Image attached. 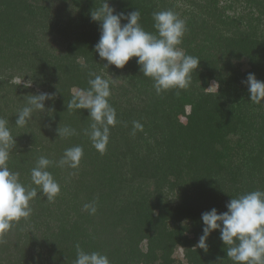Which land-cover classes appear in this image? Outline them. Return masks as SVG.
I'll use <instances>...</instances> for the list:
<instances>
[{
	"label": "trees",
	"instance_id": "16d2710c",
	"mask_svg": "<svg viewBox=\"0 0 264 264\" xmlns=\"http://www.w3.org/2000/svg\"><path fill=\"white\" fill-rule=\"evenodd\" d=\"M107 3L125 15L138 9L153 33L154 11L175 12L186 24L178 47L199 66L188 88L157 94L136 57L106 69L95 52L100 22L90 13L103 0H0V117L16 142L8 167L34 186L31 169L46 156L60 185L52 202L38 194L31 215L0 236V264H74L77 244L110 264H234L218 229L206 252L195 246L203 212L227 211L232 197L264 191V101L251 102L242 83L250 72L264 81V0ZM90 72L115 79L108 100L117 123L104 154L85 134L88 110L67 108L89 87ZM39 93L53 98L18 127L17 112ZM65 126L76 134L59 135ZM75 145L83 148L79 166H59Z\"/></svg>",
	"mask_w": 264,
	"mask_h": 264
},
{
	"label": "clouds",
	"instance_id": "9594fccd",
	"mask_svg": "<svg viewBox=\"0 0 264 264\" xmlns=\"http://www.w3.org/2000/svg\"><path fill=\"white\" fill-rule=\"evenodd\" d=\"M93 21H99L100 37L94 45L95 52L107 63L116 68H123L133 57L143 76L153 80L157 94L169 89H186L191 84V73L200 63V58L186 54L178 46L186 31L185 21L172 10L152 13L155 32L146 31L141 23L138 9L124 13H115L107 0L90 13ZM126 20V23H121ZM89 87L78 90L67 104L71 110L87 109L91 118L90 130L85 129L93 147L104 154L110 135V126H115L116 111L109 103L110 85L114 82L101 75L89 73ZM248 88L249 100L253 103L264 101V81L248 73L242 81ZM53 94L39 93L27 97L26 105L16 114L15 124L24 127L32 118L34 111H44L45 100ZM135 130H142L143 125L133 122ZM61 136L75 135L76 130L65 126L57 132ZM134 134V133H133ZM14 136L8 127V120L0 117V236L8 232L13 222L27 219L32 208L30 201L42 195L52 202L60 193V185L48 168L53 161L40 156L31 169L30 178L34 186H26L20 181V174L10 170L8 160L15 146ZM83 157V148L79 145L64 150L59 166L75 169ZM39 190V192H38ZM90 214L96 212L94 204H85ZM227 211L218 213L216 208L201 214L202 235L195 247L208 250L206 243L213 230H219L220 239L227 245L226 256L234 264H264V191L255 190L231 198L226 204ZM74 264H110L105 254L86 252L76 245Z\"/></svg>",
	"mask_w": 264,
	"mask_h": 264
},
{
	"label": "rangeland",
	"instance_id": "374dc122",
	"mask_svg": "<svg viewBox=\"0 0 264 264\" xmlns=\"http://www.w3.org/2000/svg\"><path fill=\"white\" fill-rule=\"evenodd\" d=\"M15 80L19 81V79H15ZM215 87H216L215 83H212L210 89H215ZM179 256L182 257V254L179 253Z\"/></svg>",
	"mask_w": 264,
	"mask_h": 264
}]
</instances>
